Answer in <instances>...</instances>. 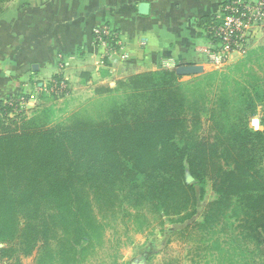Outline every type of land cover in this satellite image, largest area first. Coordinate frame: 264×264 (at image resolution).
I'll return each mask as SVG.
<instances>
[{
  "label": "trees",
  "instance_id": "trees-1",
  "mask_svg": "<svg viewBox=\"0 0 264 264\" xmlns=\"http://www.w3.org/2000/svg\"><path fill=\"white\" fill-rule=\"evenodd\" d=\"M232 66L190 81L134 75L60 119L43 111L13 130L1 117L16 111L0 100V253L82 264L118 221L137 231L185 223L197 184L216 199L177 233L195 239L191 263L264 264V47Z\"/></svg>",
  "mask_w": 264,
  "mask_h": 264
},
{
  "label": "crops",
  "instance_id": "crops-1",
  "mask_svg": "<svg viewBox=\"0 0 264 264\" xmlns=\"http://www.w3.org/2000/svg\"><path fill=\"white\" fill-rule=\"evenodd\" d=\"M225 1L12 0L0 13V100L58 75L74 91L112 87L150 71L209 65L201 27ZM104 27L118 43L106 55L93 35ZM263 46L264 19L247 52Z\"/></svg>",
  "mask_w": 264,
  "mask_h": 264
},
{
  "label": "rangeland",
  "instance_id": "rangeland-1",
  "mask_svg": "<svg viewBox=\"0 0 264 264\" xmlns=\"http://www.w3.org/2000/svg\"><path fill=\"white\" fill-rule=\"evenodd\" d=\"M9 2L4 4L3 11L9 6ZM245 55L235 54L229 63L218 68L208 62L209 65L199 67L197 72L194 70L192 73H179L177 69H161L150 72L175 71L176 74L181 76V81H190L212 71L227 72L229 69H232V65L243 60ZM59 79L65 80L62 77ZM55 81L58 82L57 80ZM116 83L112 87L107 85L96 88L91 87V90L78 86L76 90H68L67 95L63 96L62 94L55 93L59 92L56 86H52L53 91L48 88L50 85L47 86V90L37 86L24 88L25 90L22 93L26 97L25 108H23L21 113H9L8 118L0 116L2 119L1 127L13 130L43 111L49 112L52 118L60 119L68 112L93 98L98 89H112ZM11 118L15 119L11 120ZM249 127L254 131H261L262 127L259 124V118H251ZM186 179L187 182L192 183L191 178L186 177ZM195 197V214L183 224H175L174 222L164 220L161 224L153 223L150 228L137 231L133 223L118 221L114 224V228L111 227L106 230L103 247H97L95 253L89 255L82 264H192L191 261L193 259L197 261V257L194 256L193 252L196 244L195 239L193 237L179 238L177 233L183 230L187 224L189 225L191 221L199 220L206 205L216 199V195L209 186L201 187L196 184ZM223 240L224 238L220 239V241ZM2 248H4V244H0V249ZM14 260H18L19 264H34L33 257L23 258L20 255L16 256L12 251L3 255L0 253V264H10ZM211 262L212 264H220L216 259Z\"/></svg>",
  "mask_w": 264,
  "mask_h": 264
},
{
  "label": "built area",
  "instance_id": "built-area-1",
  "mask_svg": "<svg viewBox=\"0 0 264 264\" xmlns=\"http://www.w3.org/2000/svg\"><path fill=\"white\" fill-rule=\"evenodd\" d=\"M264 19V0H228L213 15L211 26L207 30H202L203 37L207 43L206 53L208 61L215 67H222L229 63L235 54H246L247 49L254 39L256 28ZM214 23V24H213ZM95 44L102 49L104 55L111 54L118 46L116 36L107 27L94 30ZM102 54V55H103ZM124 58V57H122ZM64 60L60 61L59 67L62 68ZM52 86H56L59 93L67 95L69 87L65 80L56 82L52 79ZM53 84V85H51ZM47 84H43L47 90ZM25 94H20L15 98L5 100V104L13 106L19 113L25 108Z\"/></svg>",
  "mask_w": 264,
  "mask_h": 264
},
{
  "label": "water",
  "instance_id": "water-1",
  "mask_svg": "<svg viewBox=\"0 0 264 264\" xmlns=\"http://www.w3.org/2000/svg\"><path fill=\"white\" fill-rule=\"evenodd\" d=\"M144 8V6H142V9ZM196 71L199 70V67H195V68H189V67H183V68H179L177 69V72L179 73H192V71ZM138 264H142V263H138Z\"/></svg>",
  "mask_w": 264,
  "mask_h": 264
}]
</instances>
